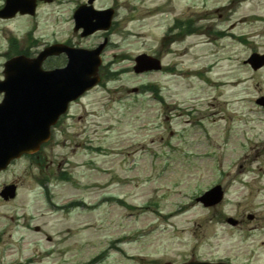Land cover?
Returning <instances> with one entry per match:
<instances>
[{
  "label": "rangeland",
  "instance_id": "374dc122",
  "mask_svg": "<svg viewBox=\"0 0 264 264\" xmlns=\"http://www.w3.org/2000/svg\"><path fill=\"white\" fill-rule=\"evenodd\" d=\"M81 2H37L33 17L0 20V77L5 55L16 52L12 42L30 52L53 42H101L102 33H73ZM93 5L115 9L101 58L119 75L108 79L102 68L103 83L70 105L41 167L21 159L0 173V189L18 185L14 200L0 198L5 263L264 264V112L254 103L264 94V68L243 64L251 52L264 53V0ZM176 19L198 31L165 37ZM142 53L160 58L165 71L135 74ZM64 63L52 58L43 67ZM148 85L162 101L144 92ZM58 170L70 180H58ZM214 184L223 201L204 208L195 199ZM70 201L82 206L53 209ZM228 217L237 225H227Z\"/></svg>",
  "mask_w": 264,
  "mask_h": 264
},
{
  "label": "water",
  "instance_id": "95a60500",
  "mask_svg": "<svg viewBox=\"0 0 264 264\" xmlns=\"http://www.w3.org/2000/svg\"><path fill=\"white\" fill-rule=\"evenodd\" d=\"M35 3L36 0H5L0 17H12L16 12L33 14ZM111 17L110 10L96 11L91 6H81L74 14V29L82 28V35L96 30H106ZM101 48L100 46L94 51H84L61 45L52 46L35 59L18 57L5 64V80L0 82V92L4 93L3 101L0 103V170L4 169L11 159L36 150L39 144L48 138L50 125L66 111L68 103L97 83L96 70ZM60 52H64L68 57L65 68L50 72L40 69L45 57ZM135 61L136 72L159 68L157 61L145 55L137 57ZM248 62L257 69L264 63V56L252 55ZM209 194L210 198L207 203L205 202L206 205L220 201L219 188ZM1 196L5 199L12 198L14 187H6ZM229 222L234 224L232 220Z\"/></svg>",
  "mask_w": 264,
  "mask_h": 264
},
{
  "label": "flooded vegetation",
  "instance_id": "af4514ba",
  "mask_svg": "<svg viewBox=\"0 0 264 264\" xmlns=\"http://www.w3.org/2000/svg\"><path fill=\"white\" fill-rule=\"evenodd\" d=\"M45 148H46V147L42 146V147L40 148V150L38 151V153L40 152V156L37 155V154H38V153H37V154L33 155L34 158L38 160L39 158L43 157V156H44V152H43V151H44ZM37 164H38L39 167L42 166L40 163H37ZM0 237H1V235H0Z\"/></svg>",
  "mask_w": 264,
  "mask_h": 264
}]
</instances>
